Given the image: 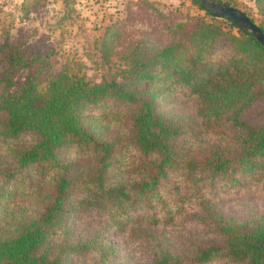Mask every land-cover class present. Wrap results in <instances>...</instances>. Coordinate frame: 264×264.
I'll return each instance as SVG.
<instances>
[{
    "label": "trees",
    "instance_id": "obj_1",
    "mask_svg": "<svg viewBox=\"0 0 264 264\" xmlns=\"http://www.w3.org/2000/svg\"><path fill=\"white\" fill-rule=\"evenodd\" d=\"M192 2L203 15L117 48L124 66L98 81L51 71L35 43L0 40V264H123L113 232L150 264H264V217L216 203L264 192V125L242 116L264 101V44ZM111 37L121 32L108 26L104 65ZM170 94L192 112L164 110Z\"/></svg>",
    "mask_w": 264,
    "mask_h": 264
},
{
    "label": "rangeland",
    "instance_id": "obj_2",
    "mask_svg": "<svg viewBox=\"0 0 264 264\" xmlns=\"http://www.w3.org/2000/svg\"><path fill=\"white\" fill-rule=\"evenodd\" d=\"M221 1L246 11L258 24L264 18L256 0ZM148 2H157L160 7L154 9ZM203 14L192 0H0V40L17 37L19 43H35L34 47L51 61V71L67 65L91 81H98L107 73L108 67L115 70L124 66L125 60L115 51L117 48L119 51L130 50L142 36L160 34L168 39L169 31L162 34L160 31L170 20ZM108 26L117 28L122 40L115 37L108 40L111 62L104 65L99 52ZM221 46L226 48V44ZM24 73L21 72V76ZM162 108L191 113L192 103L170 94L163 98ZM242 116L250 125H264V101L256 102ZM65 157L72 159L75 166L88 163V158L75 157L70 152ZM241 190L237 194L219 193L216 198L219 210L240 220L264 217V192ZM76 222L74 232L84 227ZM85 229L89 232L92 226ZM110 237L122 249L119 257L123 264H150L152 254L141 249L138 242L128 244L115 232ZM77 259L72 258L73 262ZM80 261L90 264L91 258L86 256Z\"/></svg>",
    "mask_w": 264,
    "mask_h": 264
},
{
    "label": "water",
    "instance_id": "obj_3",
    "mask_svg": "<svg viewBox=\"0 0 264 264\" xmlns=\"http://www.w3.org/2000/svg\"><path fill=\"white\" fill-rule=\"evenodd\" d=\"M201 5L212 12L216 17L224 18L234 23L240 29H248L250 33L262 44H264V32L245 11L227 4L225 2H220L217 0H198Z\"/></svg>",
    "mask_w": 264,
    "mask_h": 264
}]
</instances>
